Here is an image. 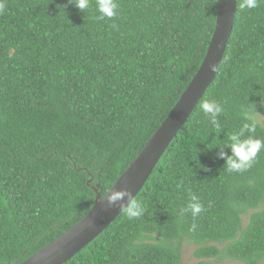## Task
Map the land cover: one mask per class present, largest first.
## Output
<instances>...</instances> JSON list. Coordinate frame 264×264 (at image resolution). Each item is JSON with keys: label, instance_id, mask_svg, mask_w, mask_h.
<instances>
[{"label": "trees", "instance_id": "1", "mask_svg": "<svg viewBox=\"0 0 264 264\" xmlns=\"http://www.w3.org/2000/svg\"><path fill=\"white\" fill-rule=\"evenodd\" d=\"M89 2L82 13L68 0H0V264L52 244L92 209L94 189L118 181L198 73L219 8L116 0L119 15L99 21ZM205 99L223 105L221 130L198 104L136 197L144 214L123 213L66 264H264V151L229 173L217 148L245 107L264 139V3L238 9ZM190 193L205 208L195 220L180 213Z\"/></svg>", "mask_w": 264, "mask_h": 264}, {"label": "water", "instance_id": "2", "mask_svg": "<svg viewBox=\"0 0 264 264\" xmlns=\"http://www.w3.org/2000/svg\"><path fill=\"white\" fill-rule=\"evenodd\" d=\"M237 11V0H219L214 35L198 73L139 156L107 194L111 195L112 191L126 188L137 197L144 189L157 165L214 83L218 73L211 72L209 65L216 63L221 67L234 29ZM94 190L95 204L88 214L56 241L22 264H66L123 214L118 206L109 208L107 200L102 201L99 190Z\"/></svg>", "mask_w": 264, "mask_h": 264}, {"label": "clouds", "instance_id": "3", "mask_svg": "<svg viewBox=\"0 0 264 264\" xmlns=\"http://www.w3.org/2000/svg\"><path fill=\"white\" fill-rule=\"evenodd\" d=\"M264 3V0H237L238 9L253 10ZM68 5L78 8L82 13L91 7L89 0H68ZM3 5H0V10ZM95 9L98 13L96 17L99 21L111 20L119 15V5L116 0H95ZM116 28V25H112ZM210 71L218 73L220 65L212 63L209 65ZM199 109L207 118L209 124L217 131L221 130L219 117L224 112L223 105L215 99H205L199 103ZM241 117L244 123L238 130L232 132L228 136L229 143L225 147L220 148L219 153L221 158L226 159V169L229 173H243L250 169L254 164L258 154L264 151V139L256 138L257 122L253 119V110L250 108H242ZM251 133L252 135H246ZM228 148L231 155L228 156L223 149ZM190 191V190H189ZM102 201L107 200L109 208L118 206L129 220L140 218L145 209L142 204L133 196V193L126 188L120 191H112L111 195L103 194ZM126 201V202H125ZM205 211L204 205L201 203L198 196L191 194L187 206L180 210L181 215L190 214L192 218L199 217ZM197 225L192 224L190 231H195Z\"/></svg>", "mask_w": 264, "mask_h": 264}, {"label": "rangeland", "instance_id": "4", "mask_svg": "<svg viewBox=\"0 0 264 264\" xmlns=\"http://www.w3.org/2000/svg\"><path fill=\"white\" fill-rule=\"evenodd\" d=\"M259 123L264 126V117L259 118ZM195 248L192 247H185L182 253V261L183 263H194L196 260L193 258V252Z\"/></svg>", "mask_w": 264, "mask_h": 264}]
</instances>
